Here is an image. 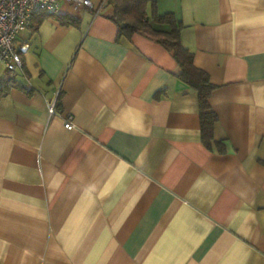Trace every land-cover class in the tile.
<instances>
[{
  "label": "crops",
  "instance_id": "0c3cea01",
  "mask_svg": "<svg viewBox=\"0 0 264 264\" xmlns=\"http://www.w3.org/2000/svg\"><path fill=\"white\" fill-rule=\"evenodd\" d=\"M99 1L63 2L76 25L47 17L17 39L24 72L0 96V264H264V0L157 2L215 86L224 154L203 146L171 54L117 41Z\"/></svg>",
  "mask_w": 264,
  "mask_h": 264
},
{
  "label": "trees",
  "instance_id": "16d2710c",
  "mask_svg": "<svg viewBox=\"0 0 264 264\" xmlns=\"http://www.w3.org/2000/svg\"><path fill=\"white\" fill-rule=\"evenodd\" d=\"M157 2L158 0H108L107 5L113 9L111 19L117 27L116 40L129 41L134 34H139L158 43L171 54L179 68L175 76L197 93L203 146L210 151L224 154L226 145L213 137L217 115L211 109L209 97L215 86L210 82L207 73L194 65L193 53L182 45V22L173 13L159 14ZM47 17H54L62 24H77L75 17L41 11L32 16L28 28L36 31ZM6 72L0 79V96L5 95L12 86L18 85L13 73ZM27 92L30 93L31 90Z\"/></svg>",
  "mask_w": 264,
  "mask_h": 264
},
{
  "label": "built area",
  "instance_id": "2783aa9c",
  "mask_svg": "<svg viewBox=\"0 0 264 264\" xmlns=\"http://www.w3.org/2000/svg\"><path fill=\"white\" fill-rule=\"evenodd\" d=\"M63 2H69L75 7L92 9V0H0V65L13 74L23 72V55L27 51V45L17 44L20 34L28 29L32 16L44 11L49 14H58ZM108 0H100L99 10L107 5ZM59 90L55 97L47 100L48 115L57 114ZM64 127L71 130L75 127L73 117L68 115L64 119Z\"/></svg>",
  "mask_w": 264,
  "mask_h": 264
},
{
  "label": "rangeland",
  "instance_id": "374dc122",
  "mask_svg": "<svg viewBox=\"0 0 264 264\" xmlns=\"http://www.w3.org/2000/svg\"><path fill=\"white\" fill-rule=\"evenodd\" d=\"M19 36L24 37V34H20ZM17 42H19V41H17ZM6 71L7 70H5V68L2 65H0V79L3 78L4 75H6V73H7ZM13 75L17 76L18 74H13Z\"/></svg>",
  "mask_w": 264,
  "mask_h": 264
}]
</instances>
